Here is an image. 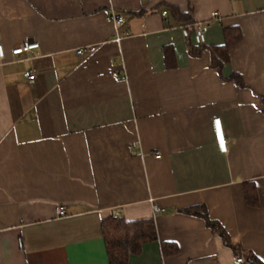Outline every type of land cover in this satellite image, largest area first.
Returning <instances> with one entry per match:
<instances>
[{
  "label": "crops",
  "instance_id": "1",
  "mask_svg": "<svg viewBox=\"0 0 264 264\" xmlns=\"http://www.w3.org/2000/svg\"><path fill=\"white\" fill-rule=\"evenodd\" d=\"M227 31L240 41L217 69ZM25 43L39 48L14 56ZM0 46V264H109L117 215L157 228L129 264H236L187 209L264 262V0H0Z\"/></svg>",
  "mask_w": 264,
  "mask_h": 264
},
{
  "label": "trees",
  "instance_id": "2",
  "mask_svg": "<svg viewBox=\"0 0 264 264\" xmlns=\"http://www.w3.org/2000/svg\"><path fill=\"white\" fill-rule=\"evenodd\" d=\"M226 38L225 45L215 49L219 59L216 60L213 54L212 67L214 68L219 69L228 60L229 51L240 41V36L230 31L226 32ZM231 79L237 84H241V77L233 76ZM245 196L250 206H257L258 198L254 185H246ZM193 210L195 209H187L185 212L200 215L208 228L220 236L225 245L233 249L237 257H241L239 248L232 245L228 233L218 222L211 220L205 210L203 212H194ZM102 232L109 264H129L132 256H139L143 252L145 245L158 241L157 228L153 218L128 221L122 216L111 217L102 222ZM162 250L164 254L178 252V248L170 244H162ZM243 258L251 264H264L263 261L250 253L244 255Z\"/></svg>",
  "mask_w": 264,
  "mask_h": 264
},
{
  "label": "built area",
  "instance_id": "3",
  "mask_svg": "<svg viewBox=\"0 0 264 264\" xmlns=\"http://www.w3.org/2000/svg\"><path fill=\"white\" fill-rule=\"evenodd\" d=\"M168 14V12H163V17H166ZM108 21L110 23H113L115 26L119 27L122 26L125 23V18L121 15L118 14H114L112 13L111 15L108 16ZM217 22L220 23L222 22V16L218 13V12H213L210 16V19L205 21V22H197L193 25V40L194 43L198 46H204L207 43V34L209 29L212 27V25ZM117 40H121L122 37L118 34L116 36ZM39 48V44L38 43H25L23 44L21 47L13 50L12 54L14 56H18V55H22L25 53H29L32 52L36 49ZM96 51L95 47H87V48H83L80 49L77 53L80 56H83L87 53H94ZM0 57L3 58L4 57V51L2 49V47L0 46ZM25 77L27 78V80L29 82H33L36 79V74L33 71H29L25 74ZM215 124V129H216V135H217V141H218V146H219V150L222 153H227L228 151V147H227V141L225 139L223 130H222V125H221V120L220 119H216L214 121ZM155 157L157 159L161 158V154L160 153H156ZM163 210L158 207V206H153V213L154 215H158L159 213H161ZM57 215L59 217H63L66 215V210L64 207L59 206L57 208ZM119 217L118 215L115 216V218ZM236 264H251L249 262H247L245 260V258L243 257H236Z\"/></svg>",
  "mask_w": 264,
  "mask_h": 264
}]
</instances>
